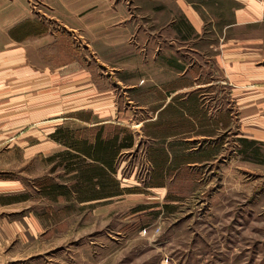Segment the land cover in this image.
<instances>
[{
	"label": "crops",
	"instance_id": "obj_1",
	"mask_svg": "<svg viewBox=\"0 0 264 264\" xmlns=\"http://www.w3.org/2000/svg\"><path fill=\"white\" fill-rule=\"evenodd\" d=\"M127 1L129 9L121 0H41L56 13L52 25L22 2L0 0V97L4 75L9 81L0 124L34 119L33 103L51 104L52 90L57 116L80 124L62 152L111 173L103 163L115 169L142 142L149 189L168 193L198 183L202 168L223 157L231 102L242 118L264 116V0ZM97 65L119 77L99 81ZM123 143L132 145L117 153Z\"/></svg>",
	"mask_w": 264,
	"mask_h": 264
},
{
	"label": "rangeland",
	"instance_id": "obj_2",
	"mask_svg": "<svg viewBox=\"0 0 264 264\" xmlns=\"http://www.w3.org/2000/svg\"><path fill=\"white\" fill-rule=\"evenodd\" d=\"M17 2L56 25V13L41 0ZM127 2L121 0L129 9ZM262 34L263 28L255 27V36ZM73 41L80 48V40ZM92 72L99 81L119 77L98 65ZM4 76L0 101L9 94ZM113 91L116 107L124 109L122 86L115 84ZM52 92L51 104L33 103L34 119L0 124V259L5 264H264V116L242 118L231 102L223 157L202 168L198 183L157 193L148 186L150 165L142 142L115 164L113 175L99 178L102 185L79 179L87 165L61 146L75 142L69 128L80 124L72 115L57 116L60 104ZM73 104L67 101L66 108L74 109Z\"/></svg>",
	"mask_w": 264,
	"mask_h": 264
},
{
	"label": "trees",
	"instance_id": "obj_3",
	"mask_svg": "<svg viewBox=\"0 0 264 264\" xmlns=\"http://www.w3.org/2000/svg\"><path fill=\"white\" fill-rule=\"evenodd\" d=\"M132 143H127V144H121L119 146H117V149H114L117 151V153L119 152H122L121 149H126L128 148L129 146H131ZM100 151L102 152V154H108L109 153V148H101ZM103 157V156H102ZM103 166H105L110 172H113L115 169H114V164H111V163H103ZM88 167H90V170L92 171L90 173V175L86 174L88 173L89 171L88 170H85L87 169ZM85 168V167H84ZM82 170V173L80 175V178L79 179H82V181L84 182H91V184H93V182H97L99 184H101V181L103 182V180L101 179V181H99V178L103 177V179L110 173H108L104 168L100 167V166H94V165H87L86 168ZM80 174V173H78ZM83 175V176H82ZM82 176V177H81ZM90 176V177H89ZM105 182V181H104ZM102 185V184H101ZM55 187H59L60 189H64V187H60L59 185H56Z\"/></svg>",
	"mask_w": 264,
	"mask_h": 264
}]
</instances>
